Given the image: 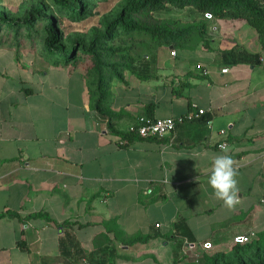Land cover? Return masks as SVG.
I'll use <instances>...</instances> for the list:
<instances>
[{
	"label": "crops",
	"instance_id": "0c3cea01",
	"mask_svg": "<svg viewBox=\"0 0 264 264\" xmlns=\"http://www.w3.org/2000/svg\"><path fill=\"white\" fill-rule=\"evenodd\" d=\"M185 49L162 46L142 78L114 81L112 132L81 67L0 45V264H172L264 232V51L233 64ZM198 108L210 111L171 136L121 144L140 116ZM223 143L239 172L231 209L207 183Z\"/></svg>",
	"mask_w": 264,
	"mask_h": 264
},
{
	"label": "trees",
	"instance_id": "16d2710c",
	"mask_svg": "<svg viewBox=\"0 0 264 264\" xmlns=\"http://www.w3.org/2000/svg\"><path fill=\"white\" fill-rule=\"evenodd\" d=\"M107 1V0H93ZM57 6L66 9L75 20H83L93 15L89 2L82 0H55ZM169 6L177 9L193 7L203 14L207 20L211 16L218 20H231L249 25L258 33L259 40L264 51V0H127L125 11L120 14L117 22L119 34L130 35L131 33L144 34L151 37L155 45L151 53L144 57L134 56L123 51L128 47H114L102 40L114 41L119 34H113V28H108L102 38L95 37L86 44L76 40L65 43V35L54 18H49L46 24L47 35L43 40L37 39L39 29L36 25L20 24L7 20L0 14V36L6 31L7 36L13 34L14 39L28 41L30 44L40 45L41 54L50 62L57 65L78 66L82 59L91 60L84 71L88 80L89 91L94 109L108 122V128L115 132L114 120L117 115L110 108V97L114 81H125L128 72L135 73L142 78L149 64V59L155 55L162 46H171L174 49L187 48L193 39L200 38L205 47H209V41L205 39L208 33L207 22L195 25H184L177 20L162 21L155 14L166 10ZM125 13L127 15L125 16ZM116 22L113 24L115 25ZM3 25L6 26L4 29ZM38 35V34H37ZM20 41V40H19ZM130 52V51H129ZM253 55L246 50L232 49L223 53V57L233 64L251 61ZM151 118L149 116H145ZM137 119L133 122L135 123ZM123 138L134 139L137 136L126 132L120 133ZM151 236H134L128 240V244L147 243ZM264 247V232L259 233L258 240L242 245L239 242L232 247L235 260L231 264H237L244 254L256 248L252 263L239 264H264V254L260 251ZM224 254L216 253L209 257L211 264H221ZM172 264H178L176 260Z\"/></svg>",
	"mask_w": 264,
	"mask_h": 264
},
{
	"label": "rangeland",
	"instance_id": "374dc122",
	"mask_svg": "<svg viewBox=\"0 0 264 264\" xmlns=\"http://www.w3.org/2000/svg\"><path fill=\"white\" fill-rule=\"evenodd\" d=\"M84 3L89 2L92 7L93 15L83 20H75L72 18L71 13L66 9L57 6L55 0H0V14L7 20L15 21L20 24L36 25V29H39L37 39L43 40L47 35L46 24L49 18H54L65 35V43L79 40L83 43H90L91 39L98 37L102 38L106 35L108 28H113V34H119V23L117 22L119 16L125 11L127 0H107L98 1L82 0ZM127 13H125V16ZM155 16L162 21L177 20L184 25H195L201 22H207L208 33L205 35V39L209 41V47H205L200 38L193 39L190 45L185 49L194 55L212 54L213 57L216 53L219 56H223V53L232 49L246 50L248 52L262 49L258 33L255 29L249 25L241 22L231 20H218L211 16L209 20L205 18L203 14L197 11L193 7H187L185 9H177L169 6L166 10L157 12ZM116 22L115 25H113ZM4 29L6 28L3 25ZM0 36V45H5L9 41L16 44H22L25 41L21 39H14L13 34L7 36L8 33L4 30ZM103 43H108L114 47H128L129 50L123 51L125 53L132 54L134 56L144 57L151 53L153 46L155 45L151 41V37L139 34L131 33L130 35H122L114 40H102ZM206 49L212 51L204 52ZM39 49V48H38ZM41 49V48H40ZM130 51V52H129ZM91 65V60L88 58L82 59L78 67H81L84 71ZM248 241H234V244L238 242L242 245L249 244L252 241L258 240L259 234L247 235ZM233 243H226L225 249L217 251L215 248L202 247L194 252L188 251L187 254H182L178 264H211L209 257L216 253L224 254L221 259V264H231L235 260V256L232 251ZM256 248L249 253L244 254L242 258L236 260V263H252L254 260L253 255L256 253ZM264 254V247L260 251Z\"/></svg>",
	"mask_w": 264,
	"mask_h": 264
},
{
	"label": "built area",
	"instance_id": "2783aa9c",
	"mask_svg": "<svg viewBox=\"0 0 264 264\" xmlns=\"http://www.w3.org/2000/svg\"><path fill=\"white\" fill-rule=\"evenodd\" d=\"M172 54L176 55V51L173 50ZM228 71H229L228 68L222 70L223 73H228ZM208 111L210 110H206L204 108H198L196 110H190L186 114L181 115L179 117L167 118V119H153V118H147L145 116H140L139 118H137V121L135 123L130 125L128 132L141 139H162L167 136L173 135L176 128L179 125L201 120ZM121 144L129 145L130 140L127 138H122ZM144 194L145 195L153 194V189L149 188L145 190ZM156 226L160 227V224H157ZM237 240L245 242L248 241V237L239 236ZM204 247L210 248L211 247L210 243L204 244Z\"/></svg>",
	"mask_w": 264,
	"mask_h": 264
},
{
	"label": "clouds",
	"instance_id": "9594fccd",
	"mask_svg": "<svg viewBox=\"0 0 264 264\" xmlns=\"http://www.w3.org/2000/svg\"><path fill=\"white\" fill-rule=\"evenodd\" d=\"M221 154L214 156L211 162L208 185L213 190L214 197L223 202L226 208H234L240 203L239 172L231 155L229 146L220 145Z\"/></svg>",
	"mask_w": 264,
	"mask_h": 264
}]
</instances>
